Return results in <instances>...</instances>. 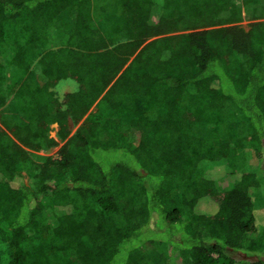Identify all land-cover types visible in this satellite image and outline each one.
Returning <instances> with one entry per match:
<instances>
[{"label": "trees", "instance_id": "16d2710c", "mask_svg": "<svg viewBox=\"0 0 264 264\" xmlns=\"http://www.w3.org/2000/svg\"><path fill=\"white\" fill-rule=\"evenodd\" d=\"M263 19L264 0H0V264H264Z\"/></svg>", "mask_w": 264, "mask_h": 264}, {"label": "rangeland", "instance_id": "374dc122", "mask_svg": "<svg viewBox=\"0 0 264 264\" xmlns=\"http://www.w3.org/2000/svg\"><path fill=\"white\" fill-rule=\"evenodd\" d=\"M261 21H264L261 20ZM251 22L249 21H241L239 24L240 27L244 28V29H248V25L250 24ZM181 33H185V32H180L179 34ZM155 39V38H154ZM153 40V39H151ZM129 64V63H128ZM77 88V85L76 83H74L73 81L71 80H65V81H62L60 82V84L58 85V87L56 88L57 92L59 94H66V93H69L71 91H74L75 89ZM99 101V100H98ZM98 101L91 107V109L89 110L88 114L81 120V122L76 125L75 127H72L71 128V132H70V135L68 138H70L74 132L77 130L78 126L82 123V121L90 114V113H95L96 112V109H97V103ZM50 133H49V137L50 138H53V139H56V131H57V125L56 124H53L50 126ZM57 146L55 147H52L48 150H41V151H37V152H33V151H28L30 154H31V158L34 162L36 163H41V161L45 158H53V159H56L58 156V151L59 149L64 145L65 141H59L57 140ZM113 156H119L117 153H112ZM110 161V160H108ZM220 170V169H219ZM214 171V170H213ZM217 171V170H216ZM215 171V172H216ZM218 172V171H217ZM218 174V173H217ZM258 199L257 200V208H261L263 209L264 211V189H262L261 193H258ZM202 208V210L204 211H211V205L210 203L208 202H204L202 203V205L200 206ZM232 257L239 263V262H242V261H254L256 260V255H251V254H244V253H232Z\"/></svg>", "mask_w": 264, "mask_h": 264}]
</instances>
